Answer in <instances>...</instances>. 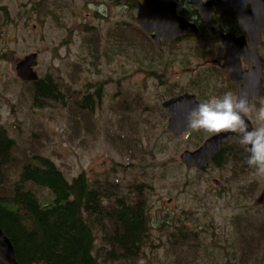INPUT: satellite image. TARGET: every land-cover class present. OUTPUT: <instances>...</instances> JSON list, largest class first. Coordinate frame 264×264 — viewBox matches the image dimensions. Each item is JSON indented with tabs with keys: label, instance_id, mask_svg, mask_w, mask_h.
Listing matches in <instances>:
<instances>
[{
	"label": "rangeland",
	"instance_id": "obj_1",
	"mask_svg": "<svg viewBox=\"0 0 264 264\" xmlns=\"http://www.w3.org/2000/svg\"><path fill=\"white\" fill-rule=\"evenodd\" d=\"M142 1L0 0V126L14 142L17 162L8 188L25 164L43 157L70 183L84 174L91 184L116 187L114 199L145 200L148 237L141 255L135 261L99 257L98 264H264V206L256 204L264 177L240 155L188 170L183 152L216 133L191 128L171 135L162 108L168 96L184 92L203 102L226 93L237 99V87L226 73L199 69L211 46L204 40L162 49L148 43L133 8ZM136 45L154 51L152 64ZM33 53L39 78H50L62 93L39 106L34 85L16 75L17 64ZM205 73L209 79L197 82ZM255 104L247 115L257 129L264 127V95ZM240 141L229 139L227 148ZM93 230L98 250L105 232Z\"/></svg>",
	"mask_w": 264,
	"mask_h": 264
},
{
	"label": "trees",
	"instance_id": "obj_2",
	"mask_svg": "<svg viewBox=\"0 0 264 264\" xmlns=\"http://www.w3.org/2000/svg\"><path fill=\"white\" fill-rule=\"evenodd\" d=\"M34 94L39 106L62 93L49 78L34 84ZM13 149L14 142L0 126V228L12 242L19 264H98L99 257L105 262L137 260L148 237L145 200L114 199L111 191L116 187L91 184L84 174L70 183L43 157L25 164L9 189L8 173L17 163ZM226 151L216 158V165L231 158L230 153L225 158ZM97 227L105 232L98 250L93 230Z\"/></svg>",
	"mask_w": 264,
	"mask_h": 264
},
{
	"label": "flooded vegetation",
	"instance_id": "obj_3",
	"mask_svg": "<svg viewBox=\"0 0 264 264\" xmlns=\"http://www.w3.org/2000/svg\"><path fill=\"white\" fill-rule=\"evenodd\" d=\"M143 1L138 3L137 5L135 3L134 10L136 9L138 11V18H139L140 5L143 3ZM207 1L208 0H204V2H207ZM171 2H174L177 4L178 16L181 18H184L190 24L195 25L199 31V34L196 35V34L192 33V34L179 36L177 38H174L173 40H161L160 45L158 46L155 43V41L153 40L152 35L147 34V32L144 29H142V27L138 24L140 29L145 33V35H146L145 39H147V42L148 43L153 42L154 46H156L157 49H160V48L162 49V48H164V46L169 47V48H171V47L172 48L173 47L178 48V45L181 44V42L183 43V42H186L187 40H197V41L204 40L205 43H210L211 46L206 49L205 53H203L201 60L202 61L204 60V63L199 64V69H206L207 70L206 73H215V72L226 73L225 76L227 77V79L229 81H231L235 87H237V100L240 98L241 88H246V86L250 85L251 82H252V84L255 83L256 81L259 80V77H260L262 90L260 91L258 96L252 94V96L247 101L249 107H252V108L255 107V105H256L255 102L260 100L264 95V30L256 29L258 26V23L254 18L255 17L254 14H253V16H251L252 18L248 17L249 19L247 20L248 21V23H247L248 27H247V25L245 23H243V25L241 24L240 18L233 8L225 9L222 12H218V11L214 10V12L212 14V18H213V25H212L213 29H212L211 27L207 26L206 21L202 17V14L196 8V6L191 2V0H171ZM247 9L250 10L251 5H248ZM137 23H138V20H137ZM225 36L229 37V42H226L229 44V49H228V46L224 45V42H223V38ZM253 46H254V50H252ZM136 48H138L142 52L141 46L136 45ZM158 51H160V50H158ZM147 52L148 53L142 52V54L145 56L147 61L150 62L149 64H152L153 59L150 56L153 55L154 51L151 50V48H149V49H147ZM163 55H165V51H164ZM198 55H201V53H198ZM207 57H209V58L207 59ZM135 61H137V60H135ZM156 62L159 64L158 61H156ZM137 64L140 65V61H138ZM230 69L232 72L230 71ZM258 70H261L260 76L258 75ZM142 71H147V69L139 68L138 72H142ZM197 72L195 73V75L197 74ZM206 73L204 75V78L197 79V82L202 83V80L209 79V78H207ZM232 74L235 75L234 76V77H236V78H234L235 80L232 78ZM200 76H202V74H200ZM39 81H41L40 78H39L38 82ZM38 82L31 83V84L34 85V84H37ZM219 84H221L220 81L218 82V85ZM213 86L214 85L212 84L211 87H213ZM250 87H249V92L252 90V89H250ZM213 91H215V89H213L211 92L213 93ZM185 95L194 96L195 102H197L198 104L204 103L200 96H198L195 93H190V92H184L183 94H178V95L175 94V95L168 96V99L166 101H164L162 104V108L164 110L165 116L168 115V127L170 124L171 114L168 111V109L164 106L165 103L171 101L172 99H177V98L185 96ZM248 96H249V94H248ZM84 100H85L84 101L85 105H81V107L86 109L87 108V104H86L87 99L85 98ZM137 101H138V104H142V101H139L138 98L136 100H134V103L136 104ZM89 104H90V102L88 103V105ZM78 105H79L78 101L75 100L73 106H78ZM184 112H186V111L184 110ZM244 116H246V118L250 121V127L252 128V130H255L253 127V123L250 120V118L248 117V115L246 114ZM186 118L187 117L182 116L179 119V122L183 125L186 121ZM168 127H167V130H168ZM190 129H191V127L189 126L185 132H177L174 134H171L169 131L168 132L171 135H176V134L186 133ZM221 133H223V132H221ZM218 134H220V133H216L215 135L211 136L210 138H212ZM210 138H208L204 142V144ZM238 138H241L240 133H234L233 135H231L227 139H225L222 143V148H221L220 152L213 158L211 163L208 164L205 168H207L209 165L214 163L216 158L222 154V152L224 151L225 148H227V145H226L227 142L226 141H228L229 139H238ZM236 146L233 145V146H230L229 148H227L228 151H226L225 158L227 157V154L230 153V154H232V156L230 158L231 160H233V161L239 160L240 159L239 155H240L242 158V161L247 162L249 156L251 155V153L248 150L249 146L244 145L241 142H239V144H237ZM238 146H240L241 148H239ZM185 152H183V154ZM190 152H194V151H190ZM227 159H229V158H227ZM214 165H216V164L214 163ZM194 170L202 171L199 169H194ZM215 181H217V180H215V179L213 180V185H215L216 187H219L221 183L218 181L219 185H217L215 183Z\"/></svg>",
	"mask_w": 264,
	"mask_h": 264
},
{
	"label": "water",
	"instance_id": "obj_4",
	"mask_svg": "<svg viewBox=\"0 0 264 264\" xmlns=\"http://www.w3.org/2000/svg\"><path fill=\"white\" fill-rule=\"evenodd\" d=\"M191 2L200 11L203 19L206 21L207 26L211 27L212 29V14L214 10L222 12L225 9L233 8L238 14L242 25L245 23L248 27V17L252 18L251 16L254 14V18L258 23L256 29L264 30V0H208L207 2H204V0H191ZM248 5H251L250 10L247 9ZM138 24L147 32V34L152 35L153 40L158 46L160 45L161 40H173L179 36L192 33L196 35L199 34V31L195 25L190 24L184 18L178 16L177 4L171 2V0H144L140 5ZM223 42L224 45L228 46L229 49V44L226 43L229 42V37L225 36L223 38ZM252 50H254V46ZM37 66V53L26 56L17 64V77L24 83L38 82L39 76L35 71ZM258 75H261V70H258ZM234 76L235 75L232 74L233 79L236 78ZM251 84L247 85L246 88H241L240 98H246L248 101L252 94L256 96L259 95L260 91L262 90L261 78L259 77L258 81L252 85ZM249 87L252 89L250 92ZM198 105L199 104L195 102V97L191 95H185L165 103L164 106L171 114L168 131L171 134L185 132L189 127L187 119L188 114ZM184 110L186 112H184ZM182 116L187 117L183 125L179 122V119ZM243 118L248 126V130L252 131V128L250 127V121L246 118V116ZM233 134V132L220 133L210 138L198 150L194 152L186 151L181 156L182 163L187 167L188 170H203L220 152L223 141ZM215 183L219 185L218 181H215ZM256 204L258 206L264 205V192L261 194ZM0 261L6 264H19L15 259L14 246L1 228Z\"/></svg>",
	"mask_w": 264,
	"mask_h": 264
},
{
	"label": "clouds",
	"instance_id": "obj_5",
	"mask_svg": "<svg viewBox=\"0 0 264 264\" xmlns=\"http://www.w3.org/2000/svg\"><path fill=\"white\" fill-rule=\"evenodd\" d=\"M249 111L246 98L237 100L231 93H226L199 104L188 114V125L196 131L240 133V142L248 145L251 153L248 165L256 169V175L264 177V127L248 130L243 117ZM259 118L264 120V107L259 109Z\"/></svg>",
	"mask_w": 264,
	"mask_h": 264
}]
</instances>
